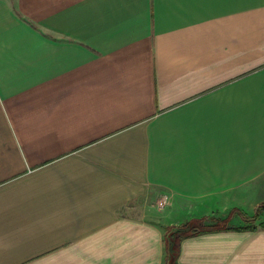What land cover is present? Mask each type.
Segmentation results:
<instances>
[{"label": "crops", "instance_id": "0c3cea01", "mask_svg": "<svg viewBox=\"0 0 264 264\" xmlns=\"http://www.w3.org/2000/svg\"><path fill=\"white\" fill-rule=\"evenodd\" d=\"M262 204L264 0H0V264H264L171 239Z\"/></svg>", "mask_w": 264, "mask_h": 264}, {"label": "rangeland", "instance_id": "374dc122", "mask_svg": "<svg viewBox=\"0 0 264 264\" xmlns=\"http://www.w3.org/2000/svg\"><path fill=\"white\" fill-rule=\"evenodd\" d=\"M256 217L253 219L252 217ZM248 221H251L257 226H261L262 223H264V209L255 211L252 216H248L245 214H241L238 212H231V213H225L223 214H209L204 216V218H199L198 220H192V222L189 223L191 227V231L196 227L197 230H201L206 228L215 229V228H225L228 226H237L240 224L246 225ZM193 224V225H192ZM171 231V230H170ZM175 229L172 230L171 233H175ZM179 236V235H177ZM172 237V234H171ZM173 240V244L178 240L177 237L171 238Z\"/></svg>", "mask_w": 264, "mask_h": 264}, {"label": "trees", "instance_id": "16d2710c", "mask_svg": "<svg viewBox=\"0 0 264 264\" xmlns=\"http://www.w3.org/2000/svg\"><path fill=\"white\" fill-rule=\"evenodd\" d=\"M260 208L261 209H264V204L260 205ZM253 219H255L256 217H252ZM198 220V219H196ZM192 222V221H189L188 223L184 224V225H180L178 227H173L172 230H176L175 233H172V238L173 237H177V239L179 238H184V237H187V236H190V235H193V234H198V233H204V232H210V231H213V229H210V228H204V229H201V230H197L196 227L193 226V230L191 231V227L189 225V223ZM193 225V224H192ZM259 227L261 228H264V223L261 224V226H257L255 225L254 223H252L251 221H248L246 225L242 226V227H237L239 229H249V230H256L258 229ZM216 230L217 229H226L225 228H215ZM179 235V236H177ZM174 245V244H173ZM174 250V249H173Z\"/></svg>", "mask_w": 264, "mask_h": 264}, {"label": "built area", "instance_id": "2783aa9c", "mask_svg": "<svg viewBox=\"0 0 264 264\" xmlns=\"http://www.w3.org/2000/svg\"><path fill=\"white\" fill-rule=\"evenodd\" d=\"M169 197L167 195L163 196L161 200L158 202V206L163 208L168 202Z\"/></svg>", "mask_w": 264, "mask_h": 264}]
</instances>
